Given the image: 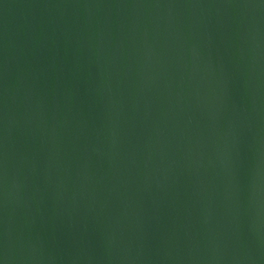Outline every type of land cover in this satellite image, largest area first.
<instances>
[{
	"label": "water",
	"instance_id": "water-1",
	"mask_svg": "<svg viewBox=\"0 0 264 264\" xmlns=\"http://www.w3.org/2000/svg\"><path fill=\"white\" fill-rule=\"evenodd\" d=\"M0 264H264V0H0Z\"/></svg>",
	"mask_w": 264,
	"mask_h": 264
}]
</instances>
